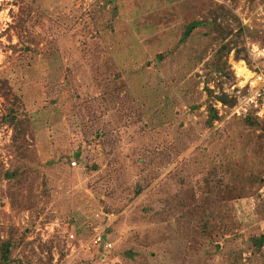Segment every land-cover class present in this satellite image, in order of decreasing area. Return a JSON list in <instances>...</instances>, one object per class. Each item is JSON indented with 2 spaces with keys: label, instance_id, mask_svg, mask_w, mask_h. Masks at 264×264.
<instances>
[{
  "label": "rangeland",
  "instance_id": "rangeland-1",
  "mask_svg": "<svg viewBox=\"0 0 264 264\" xmlns=\"http://www.w3.org/2000/svg\"><path fill=\"white\" fill-rule=\"evenodd\" d=\"M252 45L264 0H0V119L17 114L0 121L12 257L264 264V243L251 246L264 234V127L216 101L242 82L237 63L253 65ZM98 231L110 250L93 245Z\"/></svg>",
  "mask_w": 264,
  "mask_h": 264
},
{
  "label": "built area",
  "instance_id": "built-area-1",
  "mask_svg": "<svg viewBox=\"0 0 264 264\" xmlns=\"http://www.w3.org/2000/svg\"><path fill=\"white\" fill-rule=\"evenodd\" d=\"M249 55L253 59V65L248 67L243 64L250 77L247 80L242 79L243 83L232 88L228 97L235 99V104L228 111L232 117L239 118L251 114L262 120L264 119V45H252ZM221 107L219 103L217 108L220 110ZM75 164L72 162V165ZM92 242L93 245L104 250H110L112 247L111 243L105 240L101 231L94 233Z\"/></svg>",
  "mask_w": 264,
  "mask_h": 264
},
{
  "label": "trees",
  "instance_id": "trees-1",
  "mask_svg": "<svg viewBox=\"0 0 264 264\" xmlns=\"http://www.w3.org/2000/svg\"><path fill=\"white\" fill-rule=\"evenodd\" d=\"M244 51V50H242ZM229 52L228 45L222 44L219 49L214 53L212 59L210 60V63L208 65L210 66V71L212 73H222L224 71L225 62L221 61L222 56L224 54H227ZM238 53L240 51H237ZM236 57H238L236 55ZM239 58V57H238ZM244 59V58H243ZM247 59V54L245 56V60ZM211 75V74H210ZM216 101H219L222 103V106L226 107L227 111L235 104V99L228 98L225 94L221 93L219 96L216 97ZM209 112L211 114L210 124L213 122L219 120L218 112L216 109L213 108L212 105L209 106ZM17 114L14 111H10L5 117H2L0 121H3L4 123L13 124L16 121ZM238 118V117H234ZM243 119V124L246 125L250 129H263L264 119H257L253 115L249 114L244 117H239ZM95 172L96 170H92L91 172ZM129 175L127 172H120L119 178H128ZM141 192V190L137 189L134 193V196L138 195ZM117 202L124 203L123 201L119 199H115ZM0 264H22L20 261L16 260L12 256V245L7 241L0 242ZM264 243V234L260 235L258 238H252L251 239V246H253L257 251L262 247Z\"/></svg>",
  "mask_w": 264,
  "mask_h": 264
},
{
  "label": "bare ground",
  "instance_id": "bare-ground-1",
  "mask_svg": "<svg viewBox=\"0 0 264 264\" xmlns=\"http://www.w3.org/2000/svg\"><path fill=\"white\" fill-rule=\"evenodd\" d=\"M234 69L237 73L238 78L243 79V80H247L250 77V75H249L247 69L244 67L243 63H237L234 66Z\"/></svg>",
  "mask_w": 264,
  "mask_h": 264
}]
</instances>
